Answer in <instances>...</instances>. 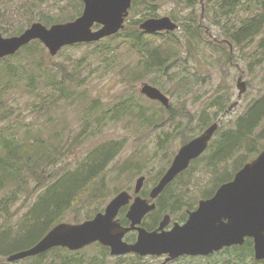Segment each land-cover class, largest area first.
Returning <instances> with one entry per match:
<instances>
[{"label":"rangeland","instance_id":"1","mask_svg":"<svg viewBox=\"0 0 264 264\" xmlns=\"http://www.w3.org/2000/svg\"><path fill=\"white\" fill-rule=\"evenodd\" d=\"M224 1L135 0L115 38L67 46L54 57L39 41H34L37 44H30L1 64L21 67L12 75L8 69L0 81L3 96L0 132L6 136L14 133L23 142L43 138L54 149L61 150L59 158L45 170V180L38 183L25 173L18 188L14 185L0 190V201L13 195L8 202L11 217L1 215L3 229L11 228L12 234H16L24 216L49 186L65 174L76 173L81 165L89 164L92 152L107 144L117 145L114 159L105 173L69 207L63 223L77 224L92 219L121 191L134 198V187L140 177L145 180L139 196L148 199L150 190L185 144L183 139L198 137L217 123L212 146L165 190L162 203L166 207L174 205L175 214L154 212L146 220L151 222L156 214L160 218L168 214L171 228L173 223L184 221L186 211H194L200 200L213 196L222 177L229 175L233 179L235 172L246 164L242 162L245 158L249 162L264 149L262 121L253 132L257 139L253 149L246 147L244 138L240 148L223 163L209 161L224 134L234 131L236 121L250 107L264 101V0H239L227 14L221 8ZM82 10L80 0H0V29L10 33L0 34L6 38L16 36L11 34L22 33L33 23L50 27L45 24L48 19L52 25L70 22L67 19H76ZM163 17L178 26L171 33L177 41L179 55L167 70L144 74L140 71L147 59L134 44L139 38L158 44L162 37H151L139 26L147 19ZM253 17L262 20L258 33L236 44L230 36ZM239 77L245 82L246 90L238 99ZM144 83L168 98L170 114L161 104L140 93ZM131 104H137L139 111L145 108V122L124 112ZM117 112H120L118 116ZM153 113L159 116V121L149 124ZM202 117H207L209 124L204 125L208 120L202 122ZM235 140L236 137L232 142ZM248 150L253 152L252 159H248L251 154ZM98 245L75 253L49 251L42 259L13 263L0 256V264H63V257H69L66 259L70 264H161L165 260L164 257L138 259L130 254L111 256L108 248L102 251ZM176 262L177 259L170 261ZM208 262L194 260V264Z\"/></svg>","mask_w":264,"mask_h":264},{"label":"water","instance_id":"2","mask_svg":"<svg viewBox=\"0 0 264 264\" xmlns=\"http://www.w3.org/2000/svg\"><path fill=\"white\" fill-rule=\"evenodd\" d=\"M80 1L83 3L82 13L70 22L50 27L33 23L19 35L6 38L0 34V59L14 55L34 41H39L54 57L67 46L99 42L114 36L123 29L133 0ZM96 25L98 28L94 30ZM139 28L154 34L174 32L178 26L170 18L163 17L147 19ZM237 89L239 99L246 90L241 77L237 79ZM140 93L166 109L169 107L168 98L153 86L142 84ZM217 130L218 124L214 123L198 137L183 144L169 168L150 190L148 199L138 195L145 180L140 177L134 187V198L121 191L110 200L103 212L92 219L77 224L59 223L33 246L10 254L6 261L13 263L36 257L54 248L76 252L99 244L108 248L111 256L165 257L161 264H167L182 257H207L225 248L242 246L245 239L252 240L253 259L264 261V150L244 164L231 181L220 185L212 197L200 200L197 208L187 213L184 224L173 223L172 228L166 230L170 216L165 215L153 231L141 226L144 217L155 210L153 201L188 169L191 161L206 151ZM125 206H129L125 215L129 221L127 227L117 220L120 209ZM129 232L137 233L133 243L124 241Z\"/></svg>","mask_w":264,"mask_h":264},{"label":"trees","instance_id":"3","mask_svg":"<svg viewBox=\"0 0 264 264\" xmlns=\"http://www.w3.org/2000/svg\"><path fill=\"white\" fill-rule=\"evenodd\" d=\"M134 1L135 0H133V2ZM238 1L239 0H226L223 2L221 8L223 10L226 9L225 14L230 13L233 10L234 3ZM72 18L74 17H69L67 20H73ZM48 20H46L45 24L52 25L53 23ZM260 23H262V20L258 19L257 17L246 20L244 24H242V26L239 28L238 33H236L234 36H230L231 40H233L236 44H239L240 39H249L255 36L260 29ZM95 27L97 28V26ZM0 32L6 35L10 34L6 31H2L1 29ZM19 34L20 31L12 33L11 35ZM139 34H142L141 31L139 32ZM149 35H151V37L160 36L162 37V41L158 44H153L152 42H144L140 38L137 39L138 42H135L134 45L139 48L141 54L145 55L147 59L144 64H142L140 72L149 74L153 71H163V69L167 70L170 65L174 61H176L179 55L178 47L175 44L177 43V41L175 40V36H173V33L170 32L155 33ZM110 38H115V36ZM36 42H31L30 44H37ZM30 44L24 46L15 55H18L23 50L30 47ZM11 57L0 59V81L2 80V77L6 73H8V69L10 70L8 74L12 75L15 70H18L21 67L20 64L18 66H11L7 63L1 65L5 60ZM183 79L184 78H181V80ZM32 83L33 80H31V84ZM2 97L3 96L0 93V104L2 103ZM136 105L137 104H131L129 109L125 110L124 112L128 111V113L131 114L133 118L145 122V120L143 119L145 108L140 106L142 107V111H139L138 109L140 108H137ZM135 111H137V113H135ZM169 112L171 113V108L166 109V113L170 114ZM119 114L120 112H117L116 116H118ZM111 117H113V114L111 115ZM158 118L159 116L157 114H151L149 124L158 122ZM205 119L208 120L207 117H202L201 121L203 122V120ZM262 121H264V101H260L253 107H250L243 114V116L236 121L234 131H230L224 134L221 144L218 146V149L214 150V154L209 157V161L220 162L219 164L223 163L228 157L233 155V153L240 148V145L244 138V144L246 145V147H251L253 149L257 140L256 138H254L253 132L259 127ZM207 124H209V120L204 123V125ZM201 128H204V126H201ZM235 137L236 140L232 142ZM188 140L189 139L184 138L183 143L188 142ZM212 140L209 146H212ZM116 146V144H107L98 148L97 150L92 152L89 164L81 165L80 169L76 171V173L65 174L64 178L60 179V181L58 182H55L52 186H49L46 192L43 193V195L39 196L37 202L28 211V214L24 216L21 225L22 227H19V231L16 234H12L13 231L11 228L3 229V225H0V256L6 258L12 253L22 251L33 246L54 226L62 223V218L69 210V207H71L80 199L83 192L92 184L95 179H99L100 176L105 173L109 163L115 157ZM60 151V148L56 147L54 149L49 144V142H47V140L43 138L38 137L36 139H33V141L31 142H23L18 141L15 138L14 133L6 136L5 132H0V190L14 185H16L15 187L18 188V182L24 178L23 175L25 173L31 174V176L38 183L42 180H45V170L56 161L57 157L59 158ZM249 152L251 154H249L248 159H252L253 152ZM245 157H247V154L244 156V158ZM242 162L246 163L248 162V160L246 161L245 158V161L243 160ZM233 169H235V167ZM230 180L231 177H229V175H227L226 177L224 176L220 179L221 183L219 185ZM164 194L165 190L156 198V201H154L156 203L155 210L150 212L143 220L142 226L148 231L153 230L156 227L157 223L161 220V215L155 213L157 215L156 219L151 222H146L148 217L153 215L154 212L168 213L171 216L175 214L176 209L174 205H169L168 207H166V203L165 205L164 203H162ZM12 198L13 195L7 196V199L5 201H0V220L2 219L1 215L3 214L11 217L8 210L10 208L8 207V202ZM5 222L7 221L5 220ZM120 223L121 225L128 224L123 216L120 218ZM134 240V233H128L125 236V241L127 242H134ZM98 247L102 251L106 249L100 245H98ZM60 250L65 249L54 248L50 251L60 253ZM46 253L32 258L38 260L42 259ZM63 258H65L63 264H70L68 262V259H66L69 257ZM138 259H140V257H138ZM197 259H206L207 261H209L206 264H264V261L257 262L253 259L251 239H245V242L242 246H233L230 248H226L207 257H183L177 259V262L174 264L182 262L184 264H194V260ZM169 264L171 263L169 262Z\"/></svg>","mask_w":264,"mask_h":264},{"label":"flooded vegetation","instance_id":"4","mask_svg":"<svg viewBox=\"0 0 264 264\" xmlns=\"http://www.w3.org/2000/svg\"><path fill=\"white\" fill-rule=\"evenodd\" d=\"M144 33V32H143ZM264 149H262L259 153H261L262 151H263ZM258 153V154H259ZM257 154V155H258ZM256 155V156H257ZM197 160V159H196ZM196 160H194V161H196ZM194 161H191L190 162V164H189V168H190V166L192 165V163L194 162ZM188 168V169H189ZM187 171V170H186ZM185 171V172H186ZM185 172H182L181 174H183V173H185ZM181 174H179L170 184H172ZM144 184V183H143ZM169 184V185H170ZM168 185V186H169ZM167 186V187H168ZM167 187L165 188V190L167 189ZM156 201V200H155ZM155 205H156V203H155ZM128 208H129V206H125V207H123V208H121L120 209V211H119V213H118V216H117V220L119 221V223H120V218L123 216L124 218H125V215H126V212H127V210H128ZM188 212H190V211H186V216L188 217V215H187V213ZM187 217H186V219L184 220V221H181L180 223H178V224H184L185 222H186V220H187ZM126 219V218H125ZM126 221H127V225L126 224H123L122 226L123 227H127V226H129V221L126 219ZM160 222V221H159ZM159 222L157 223V225H156V227L153 229V230H155V229H157L158 228V225H159ZM121 224V223H120ZM170 225H171V223H170ZM169 225V226H170ZM173 225V224H172ZM169 226L166 228L167 230H169L170 228H169ZM172 227V226H171ZM153 230H150V231H153ZM132 233V232H131ZM134 234H135V240H134V242L136 241V236H137V233H135V232H133ZM124 240H125V238H124ZM129 243H131V242H129Z\"/></svg>","mask_w":264,"mask_h":264},{"label":"bare ground","instance_id":"5","mask_svg":"<svg viewBox=\"0 0 264 264\" xmlns=\"http://www.w3.org/2000/svg\"><path fill=\"white\" fill-rule=\"evenodd\" d=\"M253 110V109H252Z\"/></svg>","mask_w":264,"mask_h":264}]
</instances>
